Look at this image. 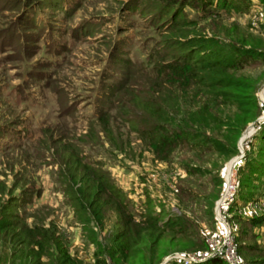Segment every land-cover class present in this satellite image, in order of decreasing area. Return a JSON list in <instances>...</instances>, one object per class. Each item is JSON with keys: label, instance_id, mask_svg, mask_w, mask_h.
I'll return each mask as SVG.
<instances>
[{"label": "rangeland", "instance_id": "374dc122", "mask_svg": "<svg viewBox=\"0 0 264 264\" xmlns=\"http://www.w3.org/2000/svg\"><path fill=\"white\" fill-rule=\"evenodd\" d=\"M17 1L0 0L2 37L8 34L6 26L16 23L20 16ZM134 1L135 6L136 2L140 6L145 4L152 13L162 6L158 4L160 0ZM78 2L70 15H63L45 3L39 6L57 35H61V29L85 18H107L97 33L85 36L86 40H76L60 70L46 68L45 54L40 51L29 50L24 57L19 56L14 49L16 43L9 51L0 53V127L13 126L27 133L22 141L11 133L2 135L0 187L4 189V201L15 198L17 204L12 216L2 215L6 221L16 220L18 229L14 236L20 237L14 240L10 233L0 234V264H62L63 254L80 264H113L96 243L111 245V237L118 228V214L114 208H108L102 228L90 217L88 222L77 217L70 187L62 174L61 152L50 144L54 140L78 149L84 162L103 173L135 205L148 198L153 213L179 222L175 237L182 241L172 240L176 246L169 247L159 264H202L211 259L228 264L225 251L231 246L238 264H264V177H246L245 172L247 160L260 158L261 149L255 136L264 128V2L249 0L245 10L233 8L215 15L206 12L202 3L191 1L180 15L195 19L197 32L217 39L218 46L227 49L244 45L260 54L228 72L247 84L248 93L258 104L257 112L243 115L231 105L219 103L214 110L222 118L229 117L235 123L234 128L216 123L203 128L209 138L224 144V153L207 141L162 148L154 143L156 137L142 133V124L137 121L138 129H131L119 112L111 113L108 132L96 122L88 125L85 116L92 112V96L101 71L107 68L116 75L122 67L110 58L109 37L118 35V28H126L134 20L132 12L123 13L133 0ZM150 18V14L140 17L137 29L128 28L120 33L127 34L130 30L133 35L138 30L141 34L136 39L151 38ZM26 46L31 49L30 43ZM134 54L141 57L140 48ZM13 56L19 57L9 60ZM45 74L46 83L42 78ZM25 79L35 85H30L31 94L23 103L15 87ZM55 86L64 88L66 103L77 104L78 111L70 117L61 115L62 95L60 102L54 101L45 91ZM79 93L84 96L78 98ZM101 103L102 100L98 106ZM224 194L228 210L218 213V203ZM35 227L46 231L45 236L36 238L42 243L43 253L39 257L35 256L37 245H31L23 234ZM185 241L193 249H181Z\"/></svg>", "mask_w": 264, "mask_h": 264}, {"label": "trees", "instance_id": "16d2710c", "mask_svg": "<svg viewBox=\"0 0 264 264\" xmlns=\"http://www.w3.org/2000/svg\"><path fill=\"white\" fill-rule=\"evenodd\" d=\"M41 1V2H38ZM18 0L21 8L20 16L15 22L6 26V37L0 31V53L12 49L24 57L30 52L40 51L45 54V67L58 71L63 67L64 59L73 48L76 40H86L85 36L99 31L106 17L85 18L70 28L61 29L57 35L53 24L41 13L40 5L59 9L63 15H70L78 7V0ZM202 3L204 10L219 15V11L235 9L245 10L249 0H160L162 5L156 12L146 9L145 4L133 0L124 12H132L134 20L126 28L117 29L118 35L109 37L110 58L122 67L116 75L104 68L100 73L97 90L92 96V112L86 115L88 125L96 122L108 132L112 112L123 114V119L133 130H137V121L144 126L142 133L156 137L154 143L162 148L177 143L209 142L219 153H224V144L209 138L203 128L210 123L233 129L229 117L222 118L215 109L221 104L231 105L238 113L254 114L258 110L256 100L248 93L247 84L229 74L242 67L249 59L260 56L253 47L244 45L218 46V40L204 36L196 30L197 21L187 16H180L190 3ZM264 2V0H261ZM203 10V11H204ZM150 14L148 21L151 38H137L141 34H122L128 28L138 27L140 17ZM23 28V29H22ZM26 29H29V33ZM28 33H27V32ZM4 36V34H3ZM18 39V40H17ZM30 43L31 49L26 44ZM231 43V42H229ZM140 48V56L134 50ZM16 54V53H15ZM4 55L3 57H5ZM13 56L11 59H16ZM32 70V69H31ZM34 71V69H33ZM30 73V72H29ZM33 77L40 78L32 74ZM44 82L47 75L42 76ZM30 85L34 82L25 79L15 87L20 101L27 102L30 96ZM45 87L42 85V89ZM93 89V88H92ZM95 89V87H94ZM54 101L61 103V115L71 116L78 111L77 104L66 103L67 94L61 86L48 87L45 90ZM81 98L82 93L77 97ZM102 100L100 106L99 102ZM132 115V116H130ZM76 120L72 128L75 127ZM75 124V125H74ZM11 133L17 141H22L27 134L24 130H16L13 126L0 127V145L3 134ZM255 136L259 143V160L252 157L246 161V177H264V128H260ZM52 148L60 150L62 174L70 187L71 200L77 217L88 222L90 217L97 227H103V216L108 208H114L118 214L117 231L111 237L109 247L96 243L103 255L109 257L113 264H159L168 253L169 247H175L172 240L182 241L175 237L179 222L162 214L153 213L151 202L144 200L135 205L121 189L108 181L105 175L80 158L78 149H73L60 141L50 142ZM47 149H51L48 146ZM253 179V178H252ZM242 185V184H241ZM4 189L0 187V234L10 233L16 240L20 234L16 220H5L3 213L12 216L16 209V200L4 201ZM259 223L258 220H255ZM20 229V228H19ZM38 229L39 231L33 232ZM41 228L26 229L23 234L30 244L37 245L35 256L42 255V243L37 237L45 236ZM170 239V241L168 240ZM178 245V244H177ZM181 249H193L186 241ZM62 264H80L68 255H62ZM202 264H226L218 259H211Z\"/></svg>", "mask_w": 264, "mask_h": 264}, {"label": "built area", "instance_id": "2783aa9c", "mask_svg": "<svg viewBox=\"0 0 264 264\" xmlns=\"http://www.w3.org/2000/svg\"><path fill=\"white\" fill-rule=\"evenodd\" d=\"M228 206H229V202H227V195L224 194L220 202L218 203V213H220L221 210L227 211ZM227 234H229V232H227ZM226 241L227 242L230 241V238ZM224 259L228 264H238L236 260V254L232 246L226 249Z\"/></svg>", "mask_w": 264, "mask_h": 264}, {"label": "water", "instance_id": "95a60500", "mask_svg": "<svg viewBox=\"0 0 264 264\" xmlns=\"http://www.w3.org/2000/svg\"><path fill=\"white\" fill-rule=\"evenodd\" d=\"M263 117V116H262Z\"/></svg>", "mask_w": 264, "mask_h": 264}]
</instances>
